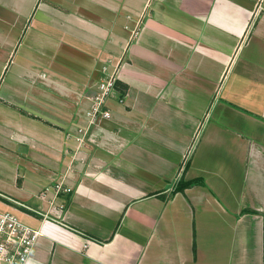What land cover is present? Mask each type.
Wrapping results in <instances>:
<instances>
[{
	"label": "crops",
	"instance_id": "obj_1",
	"mask_svg": "<svg viewBox=\"0 0 264 264\" xmlns=\"http://www.w3.org/2000/svg\"><path fill=\"white\" fill-rule=\"evenodd\" d=\"M0 196L27 264H264V0H0Z\"/></svg>",
	"mask_w": 264,
	"mask_h": 264
},
{
	"label": "built area",
	"instance_id": "obj_2",
	"mask_svg": "<svg viewBox=\"0 0 264 264\" xmlns=\"http://www.w3.org/2000/svg\"><path fill=\"white\" fill-rule=\"evenodd\" d=\"M103 71L104 76L98 83L96 94L92 98V107L87 112L90 125L98 119L111 117L105 106L115 90L117 73L116 70L110 73L106 68ZM55 189L59 192L60 186L57 185ZM25 209L37 214L29 208L25 207ZM39 235L38 230L24 224L16 215L0 212V264H27L35 250Z\"/></svg>",
	"mask_w": 264,
	"mask_h": 264
},
{
	"label": "trees",
	"instance_id": "obj_3",
	"mask_svg": "<svg viewBox=\"0 0 264 264\" xmlns=\"http://www.w3.org/2000/svg\"><path fill=\"white\" fill-rule=\"evenodd\" d=\"M186 167H187V165H186ZM186 167H185V168H186ZM196 183H197V181L183 182V180L178 179L176 186H175V187L173 188V190L171 191V192H172L171 195H174V194H176V193H178V192H183V190H184L185 188H188V187H190V186H193V185H195ZM0 199L3 200V201H5L6 203H9V201H8L7 199H5V198H3V197H1V196H0ZM23 210H24L25 212H27V213H31V214H33L31 211H29V210H27V209H25V208H23ZM34 215H35V214H34Z\"/></svg>",
	"mask_w": 264,
	"mask_h": 264
}]
</instances>
